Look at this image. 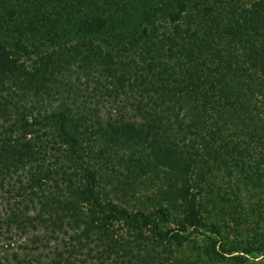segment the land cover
Returning a JSON list of instances; mask_svg holds the SVG:
<instances>
[{
  "label": "trees",
  "instance_id": "trees-1",
  "mask_svg": "<svg viewBox=\"0 0 264 264\" xmlns=\"http://www.w3.org/2000/svg\"><path fill=\"white\" fill-rule=\"evenodd\" d=\"M264 264V0H0V264Z\"/></svg>",
  "mask_w": 264,
  "mask_h": 264
},
{
  "label": "rangeland",
  "instance_id": "rangeland-1",
  "mask_svg": "<svg viewBox=\"0 0 264 264\" xmlns=\"http://www.w3.org/2000/svg\"><path fill=\"white\" fill-rule=\"evenodd\" d=\"M250 264H262L261 259H254Z\"/></svg>",
  "mask_w": 264,
  "mask_h": 264
}]
</instances>
